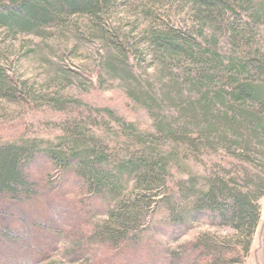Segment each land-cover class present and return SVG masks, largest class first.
Masks as SVG:
<instances>
[{
    "label": "trees",
    "instance_id": "trees-1",
    "mask_svg": "<svg viewBox=\"0 0 264 264\" xmlns=\"http://www.w3.org/2000/svg\"><path fill=\"white\" fill-rule=\"evenodd\" d=\"M121 1L0 0V28L34 35L67 17L97 18ZM172 1L189 6L212 34H225L229 49L203 35L150 30L147 49L160 70L183 73L169 71L157 99L153 85L140 81L127 62L118 33L105 27L116 53L106 61L109 74L133 84L126 96L150 113L152 127L127 125L108 109L100 112L106 123H97L77 109L52 142L0 140V264L48 263L61 241H70L68 258L90 254L94 264H110L101 253L109 258L112 250L124 252L116 258L121 263L146 255L140 236L156 229L139 232L138 225L159 192L169 236L178 239L198 224L230 234H204L180 257L164 254L158 264H245L264 196V36L257 33L264 27V0ZM6 81L0 76V96L17 99V87ZM94 126L114 140L96 135ZM219 147L255 174L242 170L241 177L225 179L230 173L221 175L215 166L209 178L183 173L184 159L200 166L201 155ZM79 194L90 205L74 202ZM93 212L106 217L100 226H88Z\"/></svg>",
    "mask_w": 264,
    "mask_h": 264
},
{
    "label": "rangeland",
    "instance_id": "rangeland-1",
    "mask_svg": "<svg viewBox=\"0 0 264 264\" xmlns=\"http://www.w3.org/2000/svg\"><path fill=\"white\" fill-rule=\"evenodd\" d=\"M105 27L118 33L120 40L117 43L120 42L125 47L127 62L140 81L153 85L157 99H161L163 94L159 85L170 82L169 71L179 73L181 77L183 73L180 70H160L158 60L147 49L150 30L173 29L182 34L203 35L210 40L214 39L220 50L229 49L225 34H212L196 18L189 6L172 0H123L113 10L103 11L97 18L81 15L67 17L58 24L40 29L34 35L12 34L0 28V76L10 83L9 87L18 89L17 99L15 97L8 100L0 96V140L9 141L22 137L44 143L52 142L53 139L62 137L63 123L68 120L70 112L79 113L77 109L88 111L97 123H106L100 112L108 109L125 124H132L142 131H150V113L126 96L128 89H134L133 84L124 83L109 74L106 61L116 53L107 44L109 37ZM257 30L259 36H264V27ZM185 95H188L187 89L183 93ZM191 97L195 98L194 95ZM167 114L163 113L164 116ZM102 129L94 126L92 132L95 131L96 135L108 134V138L114 140L113 135ZM164 149L169 150L170 147ZM198 161L202 168L184 159L183 168L181 167L183 173L186 175V171L199 172L209 178L218 168L221 175L230 173L229 176L225 175V179L241 177L242 170L255 174L252 167L232 159L221 147L214 152L202 154ZM56 172L51 169L49 174L56 178ZM158 194L160 196L154 199L145 220L138 225L139 232L156 229V233L140 236L146 255H131L129 261L125 258L121 263L116 258L124 252L112 250L109 258L106 257V252L101 253L104 261L110 264H158L164 254L168 257H180L186 251L187 243L204 234L218 237L228 235L226 230L198 224L178 239L169 236L171 230L166 229L164 223L165 209L159 204L162 201L159 200L161 194L164 193ZM73 200L80 207L84 204L90 205L88 199L81 194L73 197ZM172 203L182 207L175 199ZM258 203L261 219L252 237L251 250L245 264H264V196ZM174 214L179 216L180 212L175 211ZM105 220V216H96L94 212L86 217L88 226L92 227L100 226ZM70 247V241H61L59 252L44 264H94L96 261L90 254L68 258L66 254ZM93 249L95 248L91 250Z\"/></svg>",
    "mask_w": 264,
    "mask_h": 264
}]
</instances>
